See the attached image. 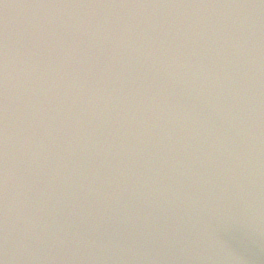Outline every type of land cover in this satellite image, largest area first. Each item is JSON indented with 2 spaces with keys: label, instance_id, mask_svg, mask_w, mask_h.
Masks as SVG:
<instances>
[{
  "label": "water",
  "instance_id": "1",
  "mask_svg": "<svg viewBox=\"0 0 264 264\" xmlns=\"http://www.w3.org/2000/svg\"><path fill=\"white\" fill-rule=\"evenodd\" d=\"M0 264H264V0H0Z\"/></svg>",
  "mask_w": 264,
  "mask_h": 264
}]
</instances>
